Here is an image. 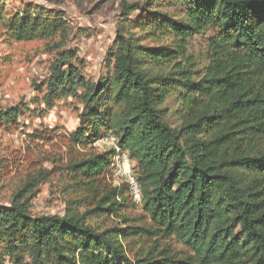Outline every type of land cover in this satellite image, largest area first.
Returning a JSON list of instances; mask_svg holds the SVG:
<instances>
[{"label":"trees","instance_id":"trees-1","mask_svg":"<svg viewBox=\"0 0 264 264\" xmlns=\"http://www.w3.org/2000/svg\"><path fill=\"white\" fill-rule=\"evenodd\" d=\"M120 6L127 20L111 73L89 81L72 66L62 69L68 57L58 60L43 101L53 107L75 91L83 111L73 142L116 139L133 162L142 191L134 204L144 216L123 213L134 202L126 181L108 183L114 148L72 158L62 170L87 210L34 216L30 188L19 189L0 205V264H264V0ZM29 10L9 26L19 41L64 26L58 13ZM208 30V64L187 70L186 42ZM151 37L174 46L142 44ZM175 92L182 96L179 128L164 110ZM0 121L16 123L15 112L0 113ZM94 216L121 222L97 228L88 223Z\"/></svg>","mask_w":264,"mask_h":264},{"label":"rangeland","instance_id":"rangeland-1","mask_svg":"<svg viewBox=\"0 0 264 264\" xmlns=\"http://www.w3.org/2000/svg\"><path fill=\"white\" fill-rule=\"evenodd\" d=\"M124 1L152 3V0H0V113L14 111L16 114V123L3 125L0 121V205H8L13 195L28 185L26 198L31 201L34 216L82 214L87 210L85 205L76 203L75 186L62 168L72 158L104 153L112 147L102 145L103 138L90 146H77L73 142L71 135L79 127L83 111L75 91L56 99L53 107L43 99L51 69L58 60L68 57L62 69L72 66L77 77L89 81H98L111 73L116 35L127 20L120 12ZM159 2L157 4L167 9L164 5L168 1ZM171 6L168 9L173 8ZM29 9L58 13L64 26L57 35L19 41L9 32V26ZM125 27V32L141 36L133 26ZM211 34L208 30L188 39L183 62L187 70L204 71L208 64L207 39ZM172 42L168 38L151 37L142 44L169 47L174 46ZM158 70L154 69L155 73ZM163 70L175 72L172 67ZM81 94L82 89L78 87L77 95ZM181 104L182 96L175 92L164 106L165 119L174 128L182 124ZM107 180L115 184L110 171ZM134 203L129 201L130 208L123 212L132 220L144 216L142 208ZM120 222L117 218L100 216L88 221L97 228Z\"/></svg>","mask_w":264,"mask_h":264},{"label":"built area","instance_id":"built-area-1","mask_svg":"<svg viewBox=\"0 0 264 264\" xmlns=\"http://www.w3.org/2000/svg\"><path fill=\"white\" fill-rule=\"evenodd\" d=\"M101 143L102 145L115 149L111 168L115 184L119 186L122 180L126 181L129 184L134 202L139 205L142 201V191L138 180L134 176L133 162L129 153L118 146L113 136L103 138Z\"/></svg>","mask_w":264,"mask_h":264}]
</instances>
